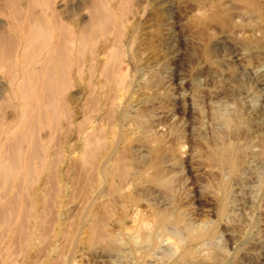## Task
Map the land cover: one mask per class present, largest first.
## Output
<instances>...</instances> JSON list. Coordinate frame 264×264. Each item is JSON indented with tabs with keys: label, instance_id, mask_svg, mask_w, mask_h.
Here are the masks:
<instances>
[{
	"label": "rangeland",
	"instance_id": "374dc122",
	"mask_svg": "<svg viewBox=\"0 0 264 264\" xmlns=\"http://www.w3.org/2000/svg\"><path fill=\"white\" fill-rule=\"evenodd\" d=\"M255 1L264 13V0ZM105 2H109L119 19L126 20V23L134 22L122 38L124 50L118 60L108 64L125 75L128 81L125 93L101 87L103 91L99 90L104 102L100 110H93L87 104L89 96L85 91L82 95L77 93V98L74 102L72 100L73 106L77 107L76 126L72 122V125L67 123L68 118L62 113L65 127L60 116L61 122L58 120L57 127H60V132L48 127L49 123L44 126L37 122L40 124L34 133L37 142L48 145L50 153L58 152L57 149L62 153L79 143L81 136L75 135L86 118L97 123V128L100 126L98 129L107 131L108 135L114 128L112 141L116 146L114 155L121 160H118L119 166H128L132 173L144 169L141 173L146 176L138 178L137 183L126 185L131 187L134 195L141 197L138 203L144 216L148 217L151 208H158L167 210L168 214L182 212L194 223L208 220L217 231L215 242L229 253L224 264H264V153L250 152L258 150L264 141V18L259 17L255 10L245 9L239 0ZM85 13L83 15L86 16ZM1 24L0 29L10 30L5 13H0ZM102 40L103 37L97 44H102ZM23 44L15 45L13 50L21 53ZM80 74H76L79 75L76 76L78 86L88 82L87 75L84 77L82 71ZM102 77L101 80L104 79ZM0 78L6 84L4 93L8 96L11 85L3 68H0ZM110 96L116 98L115 104L118 105L109 103L112 100ZM10 103L14 104L12 109L5 104L0 107V115L5 113L7 116L5 123L14 118L12 110L16 101L12 99ZM92 114H96L97 122ZM225 117H230V127L226 126ZM62 128L65 129L64 134ZM74 129L77 132L73 133ZM145 132H148V137ZM125 134L131 138L127 143L122 139ZM158 134L159 141L155 142L154 135ZM60 136L62 140L65 137L69 139L62 142ZM2 140L6 142L5 138ZM59 142L62 143L60 146ZM67 142L73 146H68ZM27 145L28 141L23 142V151ZM217 147H242L244 162L237 173L213 161L212 153L219 149ZM72 155L67 154L68 164H61V168L69 167V170L67 167L66 171L64 169L66 176L70 174L67 180L71 176L69 184L76 182L78 186L87 188L91 180L84 174L89 165L75 163ZM131 159L132 162H142L144 167L130 165ZM69 162H72V168ZM78 175H82V179L76 181L75 176ZM154 175L167 178L168 185L149 182L148 177ZM106 198L114 210L113 197L107 194ZM76 202L73 201V206ZM223 204L226 209H222ZM76 209L68 213L67 222H71ZM148 220L151 223L152 217ZM112 222L108 219L106 227L112 228ZM125 225H130L128 220ZM168 229L172 231V228ZM126 232L120 239L124 246L128 245ZM169 233L160 236L172 242ZM65 244L57 252V256L60 252L58 258L64 256L61 259L67 260L65 264H71L69 258L77 259L79 256L86 264H111L116 259L117 263L121 260L119 264H123L124 261V257L113 258L100 253L98 248L79 245V249L74 247L71 251L73 248L69 249ZM65 246L67 252H64ZM166 253L170 255V252ZM54 257L57 261L58 258ZM162 259L163 262L158 260L157 264H166V258L162 256Z\"/></svg>",
	"mask_w": 264,
	"mask_h": 264
},
{
	"label": "bare ground",
	"instance_id": "6f19581e",
	"mask_svg": "<svg viewBox=\"0 0 264 264\" xmlns=\"http://www.w3.org/2000/svg\"><path fill=\"white\" fill-rule=\"evenodd\" d=\"M105 1L0 0V13L7 14L10 29L6 32L0 29V68L6 72L11 85L9 95L5 96L7 87L0 78V107L5 104L12 106V109L14 104L10 102L12 99L16 101L12 120L10 118L5 123L6 114L0 115V264H65L67 260L61 259L64 256L58 258L60 252L57 256L65 243L69 249L73 248L71 251L79 245H85L90 249L98 248L100 253L113 258L124 257L123 264H157L158 260L163 262L162 256L166 258V264H224L229 253L215 242L217 231L212 228L210 221L194 223L182 212L168 214L167 210L158 208H151L148 217L141 213L138 203L141 197L134 195L128 186L146 175L141 173L144 169L132 173L128 166H119L120 159L114 155L116 146L112 141L114 128L109 130L111 134L108 135L107 131L98 129L100 126L97 128V123L86 118L75 135L78 138L81 136L79 143L76 141L78 144L73 146L67 142L68 146L74 148L62 153L59 149L58 152L50 153L49 146L41 145L35 138L37 122H42V125L49 123L51 126L48 127L60 132V127L57 129L58 120L63 114L68 118L67 123L76 121L77 107L73 106V102L77 93L82 95L85 91L89 96L87 104L93 110H98L104 102L101 87L113 91L118 89L121 94L125 91L128 85L125 75L108 64L118 60L123 49L122 38L134 22H127V25L126 20L119 19L112 12L110 1ZM239 1L245 9L255 10L259 17L264 18L255 0ZM83 12H86V16ZM102 37L103 43L97 44ZM22 42L24 47L21 53L13 50L15 45ZM81 71L84 77L87 75L88 82L78 86L76 78L79 75L76 74ZM101 75L104 81L100 79ZM120 93L118 95L122 96ZM114 99L109 103L114 105ZM95 115L93 119L96 121ZM225 123L230 127V117H225ZM63 130L62 134L65 132ZM146 134L148 137V132ZM127 135L122 138L126 143L131 139ZM158 137L159 134L154 135L155 142L159 141ZM65 139L67 141L69 138L61 139L62 142ZM25 141H28V145L23 151ZM261 143L258 150L250 152L264 153V141ZM65 145L62 147L66 148ZM217 148L216 151L213 149V161L237 173L244 162L242 147ZM53 153L54 157L50 158ZM68 153H73L71 157L75 163L89 165V169L84 172L91 180L87 188L78 186L76 182L74 185L69 184L71 176L68 181L67 176L70 174H64L67 166L61 168L68 164ZM132 159L130 165L144 167L142 162H132ZM69 164L72 168V162ZM81 176H75L76 181L82 179ZM148 179L157 185H168L167 178L154 175ZM107 194L113 197L114 210L109 200L104 199ZM73 201L76 202L74 206ZM225 207L223 204L222 209ZM74 208L77 209L73 211V219L67 222L68 213ZM150 216L151 223L148 222ZM108 219L113 221L112 228L106 227ZM126 220L130 225H125ZM127 229L132 233L126 232ZM123 232L127 233L126 247L120 241ZM166 233L173 238L172 242L168 238L163 242L165 240L160 235ZM65 247L64 252H67L68 248ZM166 252H170V255H166ZM53 257L59 261H54ZM82 258L71 257L68 261L71 264H86ZM117 261L110 263L119 264L121 260Z\"/></svg>",
	"mask_w": 264,
	"mask_h": 264
}]
</instances>
